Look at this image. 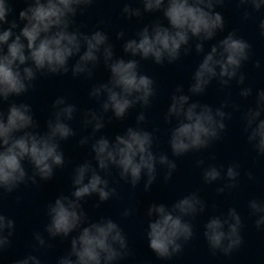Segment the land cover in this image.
Listing matches in <instances>:
<instances>
[{
    "label": "clouds",
    "instance_id": "obj_1",
    "mask_svg": "<svg viewBox=\"0 0 264 264\" xmlns=\"http://www.w3.org/2000/svg\"><path fill=\"white\" fill-rule=\"evenodd\" d=\"M224 0H142L143 11L161 12L165 25L160 20L145 26L136 33V38L123 44V52L133 59L114 58L113 46L108 36L100 30L91 34L73 28V19L78 10L82 14L93 0H27L28 6L19 11L18 20L9 21L13 12L9 0H0V103L11 96H21L33 87L37 73L66 74L69 61L78 57L71 66L72 75L84 74L91 78L93 69L101 57L110 76L107 82L94 86L89 95L97 100L103 98L101 112L89 110L82 121L84 127L91 126L93 136L104 128V113L111 111L117 119L123 118L136 104L150 105L155 95L154 81L140 74L139 61L151 58L156 64L165 60L173 63L180 58L181 49L187 55L191 48L189 42L195 38V51L204 53L202 61L193 73L188 92L195 96L203 94L213 79H218L227 87L232 80L243 84L245 76L240 72L242 64L249 59L251 45L229 32L223 39L212 44L205 53L204 42L212 40L218 31H223L225 21L221 13L214 11ZM238 4L248 5L253 11L264 8V0H238ZM123 14L131 19L142 15L140 8L125 4ZM250 13L244 12L248 19ZM19 21V22H18ZM22 22V26L21 23ZM7 24V28L4 25ZM19 29V31H16ZM264 36V20L259 24ZM123 31L117 33V39H123ZM83 50V51H82ZM256 67H260L257 62ZM240 96L252 95L250 87L241 89ZM227 102L213 109L208 104L190 102V96L184 94L178 86L171 96V103L165 114V121L175 125L171 128L169 145L174 156L179 157L192 150L207 148L220 138L225 130L224 120L230 113L223 109ZM53 118L47 122V130L37 131L32 108L27 103H11L7 111L0 110V190L11 193L20 184L36 178L49 180L54 169L65 164L60 141L67 140L76 133L66 121H70L76 112V106L66 103L63 97L57 98L52 105ZM236 107V106H234ZM238 110V108H237ZM264 90L256 93L255 107H249L243 115L244 132L253 149L264 156ZM145 120L143 112L137 116V127H128L123 134H117L113 140L105 136L94 139L91 151L94 153L95 167L91 161H85L74 169L72 177L73 191L70 195H60L48 204L49 222L45 231L50 238L68 237L77 232L70 241V250L57 264H114L128 252V242L121 227L112 219L101 218L90 222L84 212L81 200L96 194L101 202L116 195V189L109 187V181L101 172L110 174L111 168L119 169L121 179L135 187L146 177L144 190L148 191L156 180L157 165L167 169L165 180L171 178L177 165L166 154H156L153 149L154 137L151 132L139 127ZM89 137L79 143L85 145ZM32 166V175L25 169L24 162ZM198 165L203 161H198ZM238 165L227 168L228 181L218 188H234L239 176ZM221 178V169L210 165L203 172L206 183ZM249 173V179H251ZM205 202L196 194L184 196L171 206L153 203L146 211L147 240L149 248L161 259H169L182 251L183 244L193 237V227L185 217H194L205 210ZM248 207L252 215L257 216V229L264 227V201L250 200ZM130 213L125 210L126 217ZM86 225V226H84ZM242 221L235 208L227 213L213 216L204 224V237L213 254L217 250L229 255L243 243L241 236ZM15 222L0 214V252L10 244ZM35 240L43 247L45 239L40 233ZM14 264H41L35 255L18 259Z\"/></svg>",
    "mask_w": 264,
    "mask_h": 264
}]
</instances>
